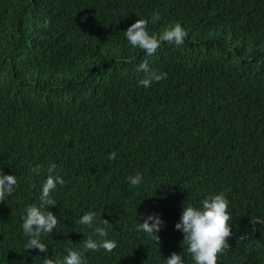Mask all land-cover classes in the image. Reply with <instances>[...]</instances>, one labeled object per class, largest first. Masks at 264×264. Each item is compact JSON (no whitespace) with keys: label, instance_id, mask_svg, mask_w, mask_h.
<instances>
[{"label":"trees","instance_id":"obj_1","mask_svg":"<svg viewBox=\"0 0 264 264\" xmlns=\"http://www.w3.org/2000/svg\"><path fill=\"white\" fill-rule=\"evenodd\" d=\"M138 19L157 36L179 23L184 44L133 48L124 32ZM145 61L167 79L141 86ZM53 163L58 225L41 236L47 253L25 251L22 217ZM0 172L18 181L0 202V264L62 261L69 248L84 264L173 252L194 264L175 225L184 204L220 193L233 235L217 264H264V0H0ZM89 211L93 228L77 223ZM152 214L159 245L138 230ZM88 236L117 246L85 250Z\"/></svg>","mask_w":264,"mask_h":264},{"label":"clouds","instance_id":"obj_2","mask_svg":"<svg viewBox=\"0 0 264 264\" xmlns=\"http://www.w3.org/2000/svg\"><path fill=\"white\" fill-rule=\"evenodd\" d=\"M159 19L158 14H154L152 22L155 23ZM149 21L147 19H138L131 24L124 32L125 38L133 48H139L151 56L155 54L160 48L161 44L167 43L169 45L181 46L185 42L187 33L182 26L177 23L172 27L165 29L161 34L150 35L147 30ZM50 20L45 19L41 27L47 29ZM124 62H130L125 60ZM138 71H144L146 76L139 81L140 85L147 88L153 82H160L167 79L166 72H156L150 70L147 61L141 63ZM116 152L109 154V160L116 159ZM56 165L53 163L48 169V176L42 185V192L40 195V204L30 205L26 209L25 215L22 217L23 223L21 228L24 234L28 237L27 243L24 245L25 251L38 249L42 253H47V246L41 242V236L44 234L53 233L58 225V217L49 208L56 206V201L50 193L56 189L57 184L64 185L65 180L53 175ZM33 173L39 174L41 171L40 165L31 168ZM133 187L139 185L142 181V176L137 173L135 176L128 178ZM18 186L17 177L15 175H6L0 172V202H3L6 196L13 194L15 188ZM201 207H195L191 204H184L181 219L176 223L175 228L184 233V240L182 246L187 245V252L191 255L194 264H217L218 256L223 253L230 245L229 239L233 232L229 221L231 220L228 211L229 201L226 199L224 193L209 195L200 202ZM96 213L89 211L85 213L77 223L86 225L88 228H93ZM108 224V220L102 221ZM255 223H264L259 218ZM164 221L157 214L148 215L146 219L138 226V230L143 231L159 245L161 231ZM94 234L99 237H106L107 231L103 227H95ZM117 244L113 240L104 239L100 242L93 240L88 236L83 241L85 250L96 251L99 248L111 252L116 248ZM67 255L62 261H54L47 256L43 260V264H84L80 252L67 249ZM165 264H184L181 254L173 252L169 258L166 259Z\"/></svg>","mask_w":264,"mask_h":264}]
</instances>
